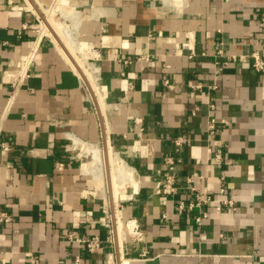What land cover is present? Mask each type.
I'll return each instance as SVG.
<instances>
[{
	"label": "crops",
	"instance_id": "0c3cea01",
	"mask_svg": "<svg viewBox=\"0 0 264 264\" xmlns=\"http://www.w3.org/2000/svg\"><path fill=\"white\" fill-rule=\"evenodd\" d=\"M60 1L88 43L94 91L29 0H0V264H264V70L251 64L264 58V0ZM75 139L131 170L115 199L82 170ZM167 157L174 194L159 189ZM200 194L210 200L179 211Z\"/></svg>",
	"mask_w": 264,
	"mask_h": 264
},
{
	"label": "bare ground",
	"instance_id": "6f19581e",
	"mask_svg": "<svg viewBox=\"0 0 264 264\" xmlns=\"http://www.w3.org/2000/svg\"><path fill=\"white\" fill-rule=\"evenodd\" d=\"M35 1L39 5L40 1ZM35 1L34 3L36 4ZM29 2L32 5L30 0ZM38 5L37 7L39 9L41 7L42 11L45 12V16L42 13L44 16L42 21V33L51 37L53 43L61 47V53L69 60L70 65L76 69L82 82L89 86L92 91L96 90V68L93 64H87L83 60V56L87 53L88 43L77 39L76 28L78 26V21L72 7L60 0H56L50 8L49 6L42 7V5H39V7ZM57 10L60 11V15L67 19L69 23L58 22L54 19V14ZM75 144L76 147L81 150L82 154L89 159L84 157L85 159L82 161V170L90 173L96 179L103 181L105 184L103 188L105 190L108 186H111L115 199L117 197V192L122 190L123 186H125L126 182L132 176V172L127 167V164L116 154L117 152L115 153L111 149L107 152V147L106 155L104 156L103 150L94 144L86 143L79 139H75ZM122 237V228L118 226V239L120 242L122 241ZM122 264H127L125 259Z\"/></svg>",
	"mask_w": 264,
	"mask_h": 264
},
{
	"label": "built area",
	"instance_id": "2783aa9c",
	"mask_svg": "<svg viewBox=\"0 0 264 264\" xmlns=\"http://www.w3.org/2000/svg\"><path fill=\"white\" fill-rule=\"evenodd\" d=\"M260 24H261V28L264 31V11L261 13L260 15ZM251 57H252V66L257 70V71H261L264 70V58L262 57V55L257 52V51H253L251 53ZM27 63V61L25 62ZM24 63V64H25ZM22 65L19 69V75L18 77H16L15 81L13 82V86L17 84V82L21 79H23L26 76V65ZM164 82L166 83V85H170L172 83V81L169 78H165ZM195 87H200V84H196ZM215 87V85H214ZM210 107H214L213 103L209 104ZM224 123L227 122L225 119L223 120ZM216 122L217 120L215 119V117L211 116L207 119L206 121V129L208 130L209 134H215L217 133V128H216ZM188 139L185 138L184 136H178L175 137L172 141L173 143L176 145L177 148H179L182 144H184ZM9 145H7V143H2V147L4 149L8 148ZM212 160L214 162H220L222 160V153L220 149H216L214 152V156L212 157ZM166 163H167V167L165 169V171L163 172V178H162V182L161 185L159 187L160 191L162 193H166V194H174L175 191L177 190L178 184L175 178V170H174V161L171 157H167L166 158ZM64 164L63 162H57L56 163V168L58 170H61L63 168ZM192 177H189L188 180L190 181ZM193 189H196L195 187H193ZM226 189L225 187H220L219 188V193L220 196H222L223 201L229 205V207H232V199L229 197H224L223 195L225 194ZM198 200L196 202H190L188 204H185L183 202H179L178 204V209L179 211H182L184 208H188V209H192L194 206L199 205L201 202H208L210 200V195H198L197 196ZM206 217V211L202 210L198 213V215L195 217V221L197 223H201L202 219ZM10 216L8 214H6L5 212L0 213V220H3L4 222L9 221L10 220ZM221 237H224L223 234L220 235ZM84 246L89 250V251H96L99 247H100V242L99 239L96 236H93L91 238H87V239H82ZM75 261L77 263L78 258H75ZM35 260L33 258L30 259L29 264H34Z\"/></svg>",
	"mask_w": 264,
	"mask_h": 264
},
{
	"label": "rangeland",
	"instance_id": "374dc122",
	"mask_svg": "<svg viewBox=\"0 0 264 264\" xmlns=\"http://www.w3.org/2000/svg\"><path fill=\"white\" fill-rule=\"evenodd\" d=\"M55 3V1L53 2V4ZM52 4V5H53ZM52 5H50V6H52ZM49 6V5H48ZM50 6H49V8H50ZM43 13V12H42ZM44 14V13H43ZM44 16H45V14H44ZM54 19L55 20H57L58 22H65V23H68V20L67 19H65V18H63L61 15H60V11L59 10H57L56 12H55V14H54ZM39 20H40V23H41V29H42V19L41 18H39ZM40 32H41V30H40ZM46 36V35H45ZM47 37H49V36H47ZM50 39H51V37H49ZM78 39V38H77ZM52 40V39H51ZM78 40H80V39H78ZM80 41H83V40H80ZM90 49H89V52L85 55V56H83L84 57V62L85 63H89V64H92V60H89L90 58ZM100 147V146H99ZM101 148V147H100ZM75 149H76V152H78L79 154H80V157L82 158V161L85 159L82 155H81V152H80V149L78 148V147H76L75 146ZM99 182H100V186H102V190H103V193H105L104 192V186H105V184H104V182L103 181H101V180H99ZM102 184V185H101Z\"/></svg>",
	"mask_w": 264,
	"mask_h": 264
},
{
	"label": "water",
	"instance_id": "95a60500",
	"mask_svg": "<svg viewBox=\"0 0 264 264\" xmlns=\"http://www.w3.org/2000/svg\"><path fill=\"white\" fill-rule=\"evenodd\" d=\"M32 2V5L34 7V9L36 10V12L38 13L39 17L43 20L44 16L42 14V12L40 11V9L37 7V5L34 3L33 0H30ZM103 150H104V156L106 155V145H103Z\"/></svg>",
	"mask_w": 264,
	"mask_h": 264
}]
</instances>
